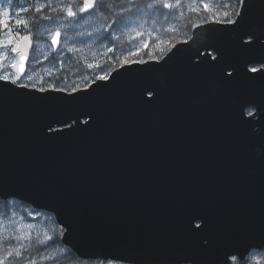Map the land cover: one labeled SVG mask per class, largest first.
<instances>
[{"label":"water","instance_id":"water-1","mask_svg":"<svg viewBox=\"0 0 264 264\" xmlns=\"http://www.w3.org/2000/svg\"><path fill=\"white\" fill-rule=\"evenodd\" d=\"M246 20L264 21V0H252ZM225 27L234 25L197 23L191 47L180 42L159 63L114 70L112 88L97 89L75 106L94 112L95 123L59 138L51 136L68 131L64 125L54 124L51 132L46 125L63 102L30 99L15 87L0 93V187L52 213L61 231L67 226L62 243L82 260L216 264L228 238L264 232V142L250 140L264 136V126H237L233 108L237 97L264 99V82L225 85L206 53L195 66L197 50L209 45L238 58L232 34L219 30ZM30 39L31 45L16 43L28 57L24 74L33 34ZM178 48L188 51L174 55ZM252 55L264 57V49ZM139 81L159 89L157 104L140 103ZM192 206L210 216L216 248H203L187 232Z\"/></svg>","mask_w":264,"mask_h":264},{"label":"snow or ice","instance_id":"snow-or-ice-1","mask_svg":"<svg viewBox=\"0 0 264 264\" xmlns=\"http://www.w3.org/2000/svg\"><path fill=\"white\" fill-rule=\"evenodd\" d=\"M251 2L252 0H236L238 10L233 12L234 19L229 18L227 14L223 21H216L213 17L214 23L226 22L228 25H234V27H225L219 30L232 34L231 39L235 45V51L239 54L237 59H229L223 51L212 48L211 45L197 50L196 57H194L197 60L195 65L197 67L200 66L198 59L205 53L208 56V62L215 60L212 68L216 70L217 80L225 85L237 82L249 84L264 82V57L252 55L255 50L264 49V21H259L256 25L247 22L246 13ZM0 3L3 4V7L0 8V34L6 33L8 36L6 42L0 38V48H8L11 53L19 55V60L11 65L13 69H16L17 74L11 78L8 75L0 76V93L12 92L15 87L27 94L30 99L63 102L65 108L53 114L46 125V131L51 132L54 124H62L68 131H57L51 138H59L91 127L95 123V113L75 106L85 97H91L92 92L97 89L112 88L114 79L109 82L110 77L101 74L93 78L83 89L79 85L59 87L55 83H49L47 87H44L43 78L38 81L40 87H37L36 83L25 84L21 78L24 76V62L28 57L24 50L16 46V38L21 37L23 40L29 41V45H31L32 26L39 23L48 24L49 27L45 28V32L51 37L49 55L53 61H59L63 65L64 56L80 51L77 45L86 43L88 37L99 40L101 43L108 41L106 47L109 52H112L113 39H119V36H114V33L137 25L143 19L146 9L155 7L161 11L174 10V4L169 0H153L151 4L146 3L145 0H111V4L108 3V0H28V6L19 8H14L13 4L7 0H0ZM179 6V0H177L175 7ZM204 9L208 11L207 4L204 5ZM89 15H96L101 21L91 30L85 26ZM205 31H209L208 38L212 39L211 30L205 29ZM25 32L27 34H24ZM138 35L140 34L138 33ZM196 35V32L193 31L192 41L184 40L182 43L189 44L191 47V44L195 43ZM62 38L70 42L72 46L68 47L66 44L62 46ZM148 47L149 42H145L143 49ZM143 49L129 52L128 57L122 60L121 67H126L127 71H135L133 65L139 66L142 61L129 59V57L138 56ZM181 51L187 52L188 49L178 48L174 55ZM213 52L216 55H213ZM47 59L49 56H45V60ZM143 63L147 64V62ZM156 63L159 61L157 60ZM88 67L92 68L93 65L89 64ZM140 70L147 72L150 70V66ZM49 75L52 74L49 73ZM28 79L31 80L32 77H28ZM89 88H91V92L88 91ZM33 92L41 95L33 96ZM136 92L143 105H155L161 96L159 89L148 87L140 81L136 84ZM145 93L152 98L144 99ZM233 108L237 126L251 130H255L258 126H264V99L237 97L233 100ZM252 139L264 142V136L250 138V140ZM16 198L15 193H5L0 187V200L7 201ZM185 228L192 238L202 242L203 248L217 247L216 241L211 235L212 220L201 208L192 206L187 210ZM69 232L70 229L67 226H62L59 240L66 243ZM48 242L55 243V240L53 236L47 234L46 241H41L40 247L32 246L30 236L18 235L7 241H0V249L4 253L0 255V264H5L6 261L7 264H38L37 257L41 261H55L57 257L49 253ZM97 259L101 261V264H128L125 258L117 256ZM261 259H264V232L248 230L228 238L218 248L216 264H258Z\"/></svg>","mask_w":264,"mask_h":264},{"label":"rangeland","instance_id":"rangeland-1","mask_svg":"<svg viewBox=\"0 0 264 264\" xmlns=\"http://www.w3.org/2000/svg\"><path fill=\"white\" fill-rule=\"evenodd\" d=\"M169 2L174 4V9L177 8L179 10L178 15L176 16L179 20H182L183 16L187 14L196 13L195 11H198V13L200 12L199 10L205 11V4L208 5V8L215 7L216 9H221L220 13L223 17H225V14L229 16V13L232 9L228 0H216L215 2H212V0H179V7H175L177 0H169ZM10 3L13 4L14 8L28 6V0H14ZM2 7L3 4L0 3V8ZM28 18L31 19V17ZM100 23L101 21L98 20L96 15H89L87 17V24L85 26L91 30ZM13 27L15 28V25H13ZM46 27H49V25L45 23H39L32 26V34H34V36L36 35V39L30 59L28 61V71L21 78L25 84L32 85L33 83H36V86L40 87L41 85L38 83V81L43 78L44 87H47L49 83H55L59 87H68L69 85L74 87V85H79V87L82 89L85 88V86L89 84L94 78L93 76H89L88 72H93L96 76L101 74H106L109 76L111 74L113 70L109 71L108 68L104 67L105 60L110 57L108 47L101 46L102 43L99 40H94L91 37L87 38L86 43H80L77 45L80 51L65 55L63 65H61L59 61H53L49 55L51 52V48L49 47L51 43V37L45 32ZM24 34H27V32ZM69 35H71V33H69ZM140 35L137 34L135 37H140ZM0 38L6 42L8 36L6 33H4L0 34ZM21 39V37H17L16 43ZM150 40L151 37L149 35L142 34L138 46H132L130 52H134L137 49H143L144 43L150 42ZM154 40V43L149 44V48H157L158 46L164 44V40L158 41L157 38H154ZM65 44L68 47L72 46L70 42H67L62 38L61 45L63 46ZM52 54L54 55V53ZM45 56H49V59L45 60ZM16 61L17 56L13 55V53H11L8 48H0V76L8 75L10 78L14 77L16 74L11 70V65L16 63ZM78 61H82L83 67L76 68V70L78 69L77 77L74 76L75 71L72 69L68 72H63L64 68L69 69V67L74 66L73 62ZM89 64L93 65V67L89 68ZM56 65H59L60 67H57ZM49 73L52 75H49ZM60 73H64L65 76L69 77L63 78L61 77ZM28 77H32V79L29 80ZM51 218L52 216L48 215L46 212L37 211L33 208H25L14 200L7 201L4 204L0 203V241H7L9 238L18 235L25 237L30 236L32 246L40 247V242L46 241V234L53 236L54 240L57 237V233L59 236L62 234L58 225L53 222ZM48 251L52 255H55L57 259L55 261H41L39 257H37L38 264H62L59 260L68 253L67 248L63 244L61 247L53 246ZM3 254V250L0 249V255ZM263 261L264 259L259 260L258 264H262ZM5 264H7V261ZM67 264L101 263L94 261V263L73 262Z\"/></svg>","mask_w":264,"mask_h":264},{"label":"trees","instance_id":"trees-1","mask_svg":"<svg viewBox=\"0 0 264 264\" xmlns=\"http://www.w3.org/2000/svg\"><path fill=\"white\" fill-rule=\"evenodd\" d=\"M216 0H212V2H215ZM146 3L151 4L153 0H145ZM108 3L111 4V0H108ZM234 6L235 1L231 2ZM232 7V6H231ZM208 11H201L198 13V11H195L196 13H190L185 16H183L182 20L177 19V15L179 10L175 8L172 11L169 10H163L161 11L158 8H149L146 9V11L143 13V19L134 27L132 28H125L122 31L118 30L114 33V36H119V39H113V42L111 44V47L113 49L112 52L109 54V58L105 60L104 67L108 68L109 71H112L118 67L121 66V62L125 57H128V53L130 52V49L132 46H138L139 40L142 36V34H147L151 37V40L149 44H152L155 42L154 38H157L158 41L164 40V44L158 46L157 48H147L140 51L139 55L136 57H129V59H137L140 61H145L148 59H161L165 56V54L169 51V49L177 42L186 40L191 32L192 25L197 22H204L213 20V17H215L216 21H223V16L220 13L219 8H208ZM141 34L140 37H135L137 34ZM144 41V40H143ZM108 44V41H104V43L101 44V46L106 47ZM144 59V60H142ZM65 58L63 59V61ZM74 66L69 67V69H65L63 72H68L69 70H74L71 72H74V76H78V69L76 68L83 67L82 61L73 62ZM57 67H60L59 65H56ZM88 72V71H85ZM61 74V73H60ZM89 76H93L95 78V73L88 72ZM61 77L66 78L69 76H65V74H61ZM76 86V85H74ZM18 204L22 205L25 208H31L29 205L16 201ZM0 203H5L0 200ZM48 215L52 216V220L54 221L53 215L47 213ZM53 246L61 247L62 243L59 240V234L57 233V237L55 239V243L50 242L49 243V249H51ZM68 253L63 256L59 261L62 264L67 263H73V262H79L83 263L84 261H81L80 259L76 258L73 253L67 249ZM93 261H90L89 263H92ZM264 264V261L263 263Z\"/></svg>","mask_w":264,"mask_h":264},{"label":"flooded vegetation","instance_id":"flooded-vegetation-1","mask_svg":"<svg viewBox=\"0 0 264 264\" xmlns=\"http://www.w3.org/2000/svg\"><path fill=\"white\" fill-rule=\"evenodd\" d=\"M7 1H10V2H11V1H14V0H7ZM234 1H235V3H234L235 5L233 6L232 3H231V2H233V0H228V2L230 3V5L233 7V8L231 9V11H230L228 17H229V18H233V19L235 18V17L233 16V12L236 11V10H238V9H237V5H236V0H234ZM35 39H36V35L34 36V40H35Z\"/></svg>","mask_w":264,"mask_h":264},{"label":"bare ground","instance_id":"bare-ground-1","mask_svg":"<svg viewBox=\"0 0 264 264\" xmlns=\"http://www.w3.org/2000/svg\"><path fill=\"white\" fill-rule=\"evenodd\" d=\"M43 63H45V62H43ZM42 64V63H41ZM59 229H60V227H59ZM61 230V229H60Z\"/></svg>","mask_w":264,"mask_h":264}]
</instances>
